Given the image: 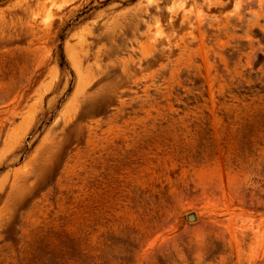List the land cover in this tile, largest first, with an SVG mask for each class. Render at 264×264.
I'll list each match as a JSON object with an SVG mask.
<instances>
[{"label": "rangeland", "instance_id": "374dc122", "mask_svg": "<svg viewBox=\"0 0 264 264\" xmlns=\"http://www.w3.org/2000/svg\"><path fill=\"white\" fill-rule=\"evenodd\" d=\"M0 264H264V0H0Z\"/></svg>", "mask_w": 264, "mask_h": 264}]
</instances>
